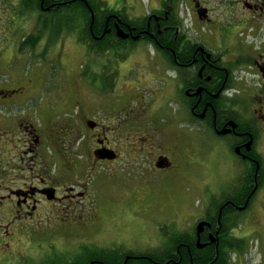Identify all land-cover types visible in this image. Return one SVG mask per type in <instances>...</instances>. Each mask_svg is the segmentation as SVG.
I'll return each mask as SVG.
<instances>
[{
  "label": "flooded vegetation",
  "instance_id": "1",
  "mask_svg": "<svg viewBox=\"0 0 264 264\" xmlns=\"http://www.w3.org/2000/svg\"><path fill=\"white\" fill-rule=\"evenodd\" d=\"M62 19L81 20L69 69ZM201 136L239 163L178 230L189 237L179 240L181 264H205L191 253L220 242L240 263L264 264V0H0V262L18 256L14 242L55 246L54 207L94 205L61 236L72 237L68 263L104 264L83 258L81 239L98 223L101 168L123 159L190 167ZM105 149L115 157H101ZM199 221L209 224L198 231ZM112 242L94 243L131 264L136 251ZM52 252L30 256L40 264Z\"/></svg>",
  "mask_w": 264,
  "mask_h": 264
},
{
  "label": "rangeland",
  "instance_id": "2",
  "mask_svg": "<svg viewBox=\"0 0 264 264\" xmlns=\"http://www.w3.org/2000/svg\"><path fill=\"white\" fill-rule=\"evenodd\" d=\"M79 24L80 19L78 23L74 19L57 20L58 36L68 38L65 40V51L69 56L64 59L67 69L77 62V55H74L72 49L81 44L77 38ZM65 74L70 76L71 71L66 70ZM63 81L66 82V79ZM67 81H70L69 78ZM68 82L61 87V82L58 81L57 86L63 91L66 88L69 93L71 83ZM109 137L111 141H124V136L118 133H110ZM219 145V139L210 140L201 136L200 145L196 148L198 153H195L190 167L180 163L161 172L149 170L142 161L131 163V160L124 159L121 163L114 162L102 167L100 172L104 171L105 183L103 193L97 186L98 223L86 228L81 239L99 244L123 241L124 245L135 251L157 249L166 244V235L181 227H190L189 224L198 216V208L203 203L207 204L212 194L218 192L231 179L239 161L226 148L218 147ZM94 202L96 203V199L90 204ZM94 209L93 205L91 211ZM91 211L54 207L49 220L56 233L55 242H52L55 246L48 242H35L34 239L32 242H14L18 246V256H13L9 262L36 264V259H30V255L38 258L41 255H54L52 249L57 252L66 251L73 242L72 237L65 239L61 236L63 224L70 223L72 219L83 221ZM21 254L26 255L22 257ZM231 256L234 264H251L249 258L242 259L240 263L237 254Z\"/></svg>",
  "mask_w": 264,
  "mask_h": 264
},
{
  "label": "trees",
  "instance_id": "3",
  "mask_svg": "<svg viewBox=\"0 0 264 264\" xmlns=\"http://www.w3.org/2000/svg\"><path fill=\"white\" fill-rule=\"evenodd\" d=\"M81 40L83 42L87 41L86 38H82ZM214 203L215 202L213 199L210 200V204L208 202L210 208L214 206ZM178 230H173L171 233H168L165 240V242L167 243L163 244L161 247H158L157 249H150L151 251H136V257L134 260H132L131 264H181L182 260L180 259L179 240L182 237L186 239L189 237L186 234L187 231L181 233ZM229 247L232 248L235 247V245L232 243ZM111 250L112 249H110L106 245L99 247L94 242H85L82 247V256L86 260L103 256L104 264H117L115 260H112L110 257L107 258V255L117 254L116 252H112ZM171 250H173L174 252ZM191 254L193 255L192 260L194 263L234 264L231 261V253L229 252V250H226L224 246L222 247V242L218 244L217 250L216 248H213V245H211L210 248H206L204 251L198 250V252ZM66 255V252H57L54 260L50 261L47 259L45 261H42L40 264H71L67 262ZM80 258L81 257L75 259L76 264H79ZM29 264H31V262H29ZM127 264L129 263L127 262Z\"/></svg>",
  "mask_w": 264,
  "mask_h": 264
},
{
  "label": "water",
  "instance_id": "4",
  "mask_svg": "<svg viewBox=\"0 0 264 264\" xmlns=\"http://www.w3.org/2000/svg\"><path fill=\"white\" fill-rule=\"evenodd\" d=\"M100 154H101V157H107V158H114L115 157V154L112 153L113 151L111 150H108V149H105V150H99ZM209 224L208 222L206 221H200L198 224H197V228H198V231L203 228L204 224Z\"/></svg>",
  "mask_w": 264,
  "mask_h": 264
},
{
  "label": "bare ground",
  "instance_id": "5",
  "mask_svg": "<svg viewBox=\"0 0 264 264\" xmlns=\"http://www.w3.org/2000/svg\"><path fill=\"white\" fill-rule=\"evenodd\" d=\"M150 251H151V250H150ZM171 251H173V250H171ZM147 252H148V251H147ZM173 252H174V251H173ZM151 253H152V252H151ZM151 253H150V254H151Z\"/></svg>",
  "mask_w": 264,
  "mask_h": 264
}]
</instances>
